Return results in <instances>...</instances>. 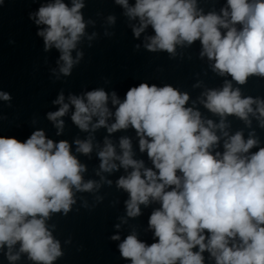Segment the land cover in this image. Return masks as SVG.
Wrapping results in <instances>:
<instances>
[{"label":"clouds","instance_id":"obj_1","mask_svg":"<svg viewBox=\"0 0 264 264\" xmlns=\"http://www.w3.org/2000/svg\"><path fill=\"white\" fill-rule=\"evenodd\" d=\"M4 3L0 0V7ZM115 3L125 9L129 19L138 18L135 37L149 26L154 30L155 35L146 37L144 45L149 51L175 55L177 45L199 40L200 56L214 61L213 70L219 75L231 76L239 85L250 76L264 78V0H227L220 14H204L198 10L197 0ZM84 7V0H72L70 7L64 0H54L29 16L36 25L44 26L37 32L44 50H59L57 63L64 76L71 74L83 55L77 52L73 59L72 52L85 34ZM108 21L114 23L115 17L109 16ZM203 95L206 99L201 103L221 117L219 124L202 119L198 110L187 107V93L170 85L147 83L131 87L123 100L112 92L114 112L108 106L109 93L101 88L82 96L70 95L68 103L61 93L53 102L59 109L48 113L57 135L64 127L60 118L70 106L74 107L71 120L82 131L104 127L111 134L135 129L139 149L147 152L153 168L133 158L128 137L119 141L121 154L107 138L98 152L102 171L132 169L117 181V187L129 194L125 202L128 217L141 215L140 205L160 204L148 220L157 242L148 245L133 232L119 244L121 256L131 264H204L205 251L215 264H264V147L250 152L259 144L253 134L245 140L240 131L230 136L225 131L228 115L250 125L251 114L264 127V100L242 98L240 89H233L227 80L222 89H210ZM0 99L9 101L11 97L0 91ZM112 117L114 122L109 124ZM216 129L227 137L222 153L213 151L220 141ZM75 144L78 153L92 152L91 138L77 139ZM85 171L68 141L54 142L42 130L23 142L0 136V249L7 247L10 262L19 260L21 253L35 264H53L62 256L60 243L46 221L52 213L66 215L71 210L76 202L74 189L90 192L99 187L95 181H84ZM18 243L19 251L14 254Z\"/></svg>","mask_w":264,"mask_h":264}]
</instances>
